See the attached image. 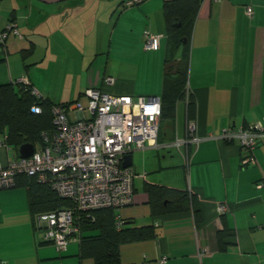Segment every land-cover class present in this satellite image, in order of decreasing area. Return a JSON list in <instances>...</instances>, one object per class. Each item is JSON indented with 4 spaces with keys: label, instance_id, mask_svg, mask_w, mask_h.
Listing matches in <instances>:
<instances>
[{
    "label": "crops",
    "instance_id": "obj_1",
    "mask_svg": "<svg viewBox=\"0 0 264 264\" xmlns=\"http://www.w3.org/2000/svg\"><path fill=\"white\" fill-rule=\"evenodd\" d=\"M87 1L0 0V31L11 24L20 34L4 39L0 83L26 76L38 96L55 104L82 102L87 88L112 95L159 96L163 0H140L135 7H123L124 0L108 5L89 0L93 7ZM247 6L250 16L245 14ZM107 29L114 49L139 54L129 63L149 74L147 84L137 87L117 79L102 84L104 76L116 73L99 68V55L108 56L112 48L104 42ZM144 31L161 35L158 49L141 48ZM122 36L133 38L132 43H119ZM30 47L31 53L22 57L21 50ZM188 48L186 94L193 97V115L187 117L186 98L178 100L173 118L158 121L157 146L129 152L132 202L119 216L125 226L151 225L154 238L119 245V264H158L161 256L162 264H264V137L252 151L254 162L246 165H241L236 141L218 138L222 128L246 127L264 117V0H201ZM98 61L99 67H94ZM38 68L44 79L63 71L70 75V90L52 94L46 82L33 75ZM187 121L194 124L198 142L186 147L185 157L184 150L169 144L184 136ZM3 137L0 134V143ZM15 158L14 149L0 145V164ZM150 184L185 191L192 199L190 207L153 217L145 191ZM25 192L20 186L0 189V264H93L90 258L78 257L77 242L58 255L42 243ZM218 204L225 206L222 213L216 210ZM223 227L232 235L223 239L221 251L216 234ZM201 248L205 252L198 258Z\"/></svg>",
    "mask_w": 264,
    "mask_h": 264
},
{
    "label": "built area",
    "instance_id": "obj_2",
    "mask_svg": "<svg viewBox=\"0 0 264 264\" xmlns=\"http://www.w3.org/2000/svg\"><path fill=\"white\" fill-rule=\"evenodd\" d=\"M139 2L124 0L122 6L131 7ZM245 14L251 15L249 6L245 8ZM8 34L20 36L8 24L0 32V42ZM143 38L144 50L159 47L160 34L144 31ZM13 82L30 85L26 76ZM113 82L110 76L102 78V84ZM30 92L38 96L32 87ZM82 96L84 104L77 100L51 106V129L40 132V143L33 146L30 155L0 164V189L13 187L20 175L32 176L36 182L48 185L58 197L70 202L67 207L37 213L32 219L41 240L56 252L65 251L70 243L78 242L81 213L113 209L114 226L120 228L122 219L116 210L129 205L133 194V170L121 166L123 157L133 149L157 146L159 96L112 95L99 88H87ZM30 110L38 113L40 108L33 105ZM69 115H74L73 120H69ZM263 137L264 117L246 127L222 128L218 135L222 141L238 143L241 165L254 162L252 151L258 139ZM197 142L194 124L187 121L184 136L174 138L169 145L184 150L186 157V147ZM0 145L7 147L4 141ZM216 210L222 213L225 206L218 204ZM204 252L201 248L198 258ZM164 260L165 256H161L157 262L162 264Z\"/></svg>",
    "mask_w": 264,
    "mask_h": 264
},
{
    "label": "trees",
    "instance_id": "obj_3",
    "mask_svg": "<svg viewBox=\"0 0 264 264\" xmlns=\"http://www.w3.org/2000/svg\"><path fill=\"white\" fill-rule=\"evenodd\" d=\"M200 2L201 0L162 1L164 47L159 121H170L174 115L176 102L184 97L187 117L193 115L194 100L190 94H186L188 42ZM3 42H0V50L3 49ZM31 51V47L21 50L22 57L30 54ZM31 87L18 82L0 83V134L4 136L5 145L14 151L24 143L35 146L40 143V132L51 129L50 108L55 103L31 94ZM67 103L70 102L58 104ZM33 105L40 108L38 113L31 112L30 108ZM14 186L25 189L28 211L32 219L37 213L70 205L68 200L58 197L48 185L36 182L32 176H18ZM145 191L148 196L149 211L153 217L163 212L188 209L192 202L185 191L173 188L150 184L145 186ZM193 214L196 221L197 214L195 211ZM114 216L115 211L110 208L94 210L88 214L81 213L80 235L77 242L79 258H90L93 264H119V245L154 238L151 225L125 226L124 219L120 228L116 229ZM229 235H232V232L226 227L217 232L219 250L225 249L223 239ZM42 243L47 244L43 241Z\"/></svg>",
    "mask_w": 264,
    "mask_h": 264
},
{
    "label": "rangeland",
    "instance_id": "obj_4",
    "mask_svg": "<svg viewBox=\"0 0 264 264\" xmlns=\"http://www.w3.org/2000/svg\"><path fill=\"white\" fill-rule=\"evenodd\" d=\"M102 1H106L107 5H108V3L113 2L114 0H102ZM87 2L91 4V7L94 6V3H91L92 0H91V2L89 0ZM133 6L135 7L136 5H133ZM73 21H74V19H73ZM78 24H79V21H76L75 27H78ZM99 28H101V23L99 25ZM110 38H111L110 37V31L107 29L106 33H105L104 42H105L106 46H108L109 43H110V45L112 44L111 52L106 57L104 54L99 55V56H102L100 58V62H102V64L99 67V61H98L94 64V67H99L101 69V66H103V67L106 66V70L116 72V73L110 72L109 74L112 76L113 79H117V81H123V82L129 83V84H131L132 82H135V85L137 87H140L142 85L147 84L149 81V74L144 72L143 70H140V68L138 69L133 64L129 63L130 61L138 60L140 58L139 54L136 51L134 52V51L128 50L127 52L130 53V54H128L125 52H120L117 49H114V43L115 42H112V40ZM126 40L127 39L124 36H122L121 38H118L119 43H122V44L132 43L133 38L131 40L129 39V41L128 40L126 41ZM143 40H144V38H143V33H142V36H141V48L142 49H143ZM161 54H163V49L161 50ZM138 66H139V64H138ZM47 69H48V72L50 73L51 67L47 68ZM42 72H46V70H44V71L42 70ZM33 75L36 77L37 81L40 82L41 79L43 81H45L46 87L49 86L51 93L57 94V96L59 95L60 92H62L63 94H66L68 92L67 90H70V88H71L70 85H71L72 78L70 80V75L65 74L64 71L61 73H53V75H54L53 77H50V74H47L49 77L47 79H44V78H42L43 74L40 72V69L38 68V69L34 70ZM76 76H77V72H75L73 74V77H76ZM49 78H51V80H49ZM78 79H79V76H77V78H75V80H77V81H78ZM14 80H16V79H14ZM63 97H66V95H64ZM81 101H82L81 102L82 104L85 103L84 99H82ZM84 114L87 115L86 110L84 111ZM73 118H74V115H69V120H73ZM116 212H117V214L119 213V211H117V210H116ZM39 236H40V234H39ZM71 244L76 245V243H71ZM51 249L53 250V247ZM54 252H55V255H58V254H56V251H54ZM63 259H64V257H63ZM65 259H67V258H65Z\"/></svg>",
    "mask_w": 264,
    "mask_h": 264
},
{
    "label": "water",
    "instance_id": "obj_5",
    "mask_svg": "<svg viewBox=\"0 0 264 264\" xmlns=\"http://www.w3.org/2000/svg\"><path fill=\"white\" fill-rule=\"evenodd\" d=\"M184 42V40H183ZM33 151V146L31 143H24L21 144L20 146H18L16 153H17V157H27L28 155H30ZM131 164V156L130 154H125L121 163L122 167H127L130 166Z\"/></svg>",
    "mask_w": 264,
    "mask_h": 264
},
{
    "label": "bare ground",
    "instance_id": "obj_6",
    "mask_svg": "<svg viewBox=\"0 0 264 264\" xmlns=\"http://www.w3.org/2000/svg\"><path fill=\"white\" fill-rule=\"evenodd\" d=\"M128 167H130V166H128Z\"/></svg>",
    "mask_w": 264,
    "mask_h": 264
}]
</instances>
